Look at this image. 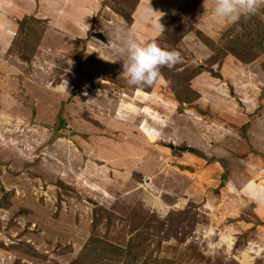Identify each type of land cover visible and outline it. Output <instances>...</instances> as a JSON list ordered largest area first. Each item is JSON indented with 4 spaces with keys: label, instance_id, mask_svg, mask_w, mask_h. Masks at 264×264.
I'll return each instance as SVG.
<instances>
[{
    "label": "rangeland",
    "instance_id": "rangeland-1",
    "mask_svg": "<svg viewBox=\"0 0 264 264\" xmlns=\"http://www.w3.org/2000/svg\"><path fill=\"white\" fill-rule=\"evenodd\" d=\"M203 3L0 30V264H264V5ZM130 31L179 53L151 87L122 76Z\"/></svg>",
    "mask_w": 264,
    "mask_h": 264
},
{
    "label": "clouds",
    "instance_id": "clouds-1",
    "mask_svg": "<svg viewBox=\"0 0 264 264\" xmlns=\"http://www.w3.org/2000/svg\"><path fill=\"white\" fill-rule=\"evenodd\" d=\"M208 0L203 7L207 10ZM264 0H214L213 11L221 20L237 23L242 17L256 14ZM123 61L122 76L136 87H151L160 77V68L173 67L179 62V53L162 49L156 42L142 43L130 31L123 47L119 49Z\"/></svg>",
    "mask_w": 264,
    "mask_h": 264
},
{
    "label": "crops",
    "instance_id": "crops-1",
    "mask_svg": "<svg viewBox=\"0 0 264 264\" xmlns=\"http://www.w3.org/2000/svg\"><path fill=\"white\" fill-rule=\"evenodd\" d=\"M102 1L104 0H0V30L6 31L4 35L7 36L3 40H8V31L15 32L16 22L28 15H33L35 19L64 35L85 37L96 6ZM248 183L250 182L245 181L244 186L249 185ZM129 186L131 183L127 182V187Z\"/></svg>",
    "mask_w": 264,
    "mask_h": 264
},
{
    "label": "trees",
    "instance_id": "trees-1",
    "mask_svg": "<svg viewBox=\"0 0 264 264\" xmlns=\"http://www.w3.org/2000/svg\"><path fill=\"white\" fill-rule=\"evenodd\" d=\"M21 22V21H20Z\"/></svg>",
    "mask_w": 264,
    "mask_h": 264
}]
</instances>
